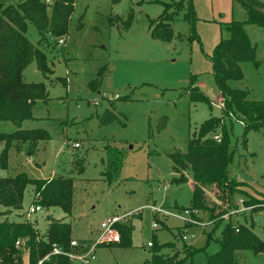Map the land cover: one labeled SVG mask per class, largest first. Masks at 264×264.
Here are the masks:
<instances>
[{"label":"rangeland","instance_id":"obj_1","mask_svg":"<svg viewBox=\"0 0 264 264\" xmlns=\"http://www.w3.org/2000/svg\"><path fill=\"white\" fill-rule=\"evenodd\" d=\"M18 1L3 0L5 6ZM41 1L49 5L50 16L56 0ZM182 1L73 0L67 34L47 36L43 43L36 25L27 21L26 36L43 51L47 72L32 61L23 72L24 81L41 85L47 97L35 103L32 119L24 121L21 129H41L49 138L39 141L31 156L23 149H11L7 169L0 168V178L24 174L33 180L73 182L70 215L50 208L31 216L29 222L41 236L51 221H57L70 224L72 239L95 242L106 219L132 214L119 224L130 229L122 244L98 247L89 264H150L156 249L158 255L177 257L181 264H207L208 257L220 251L219 240L228 222L254 223V232L264 241L263 211L224 218L241 208V202L246 206V201L264 200V129L250 130L244 138L237 119L222 117L218 107L189 94L198 88L211 103L219 104L211 58L216 46L228 38L226 26L246 22V13L234 0H192L194 26L184 20L183 9L172 23L170 42L153 38L151 26L164 12L165 3ZM256 1L264 5V0ZM175 10L170 6L169 12ZM245 30L259 66L242 64L243 79L231 81L229 86L247 91L250 100L263 101L264 28L245 24ZM94 80L99 84L91 88ZM108 110L116 118L102 125L99 118ZM212 117L230 135L234 153L227 180L241 184L238 188L243 194L234 198L236 208H229L228 203L220 206L226 211L221 223L209 222L207 211H195L191 218L197 223L186 227L190 217L183 210L191 209L193 180L186 173L185 182L173 181L177 176L170 155L186 152L189 141ZM17 129L11 122H0V133ZM218 136L224 140V134ZM76 143L80 148L74 147ZM3 148L0 143V154ZM110 154L121 164L118 175L106 180ZM35 194V188L29 186L22 211L11 221L25 222ZM208 201H215L212 193H208ZM149 206L172 215H156ZM179 213L184 218L174 216ZM3 219L1 216L0 222ZM240 261L264 264V253L243 252ZM72 264L83 263L74 260Z\"/></svg>","mask_w":264,"mask_h":264},{"label":"trees","instance_id":"obj_2","mask_svg":"<svg viewBox=\"0 0 264 264\" xmlns=\"http://www.w3.org/2000/svg\"><path fill=\"white\" fill-rule=\"evenodd\" d=\"M234 1L241 4L247 21L231 22L226 26L228 38L216 46L211 61L213 78L224 102L222 117L227 119L232 117L242 123L245 138L250 130L264 129V100H250L247 91L233 89L229 82L243 79L242 64L251 63L256 68L259 66L255 61V47L246 33L245 24L264 28V5L256 0ZM170 6H174L176 10L169 12ZM47 7L49 5L41 0H21L7 6L0 0V122H11L18 128L12 133H0V143L4 144L0 154V168L3 170L7 169L11 149L20 151L21 147H25L26 154L31 156L37 143L49 138L48 133L41 129H21L24 121L32 119L35 103L45 101L47 97L41 85L27 84L24 81L23 72L32 61L36 60L39 68L47 72L43 51L31 45L26 36L27 21H32L38 28L41 43L47 36L61 38L68 32L73 0H56L50 6L52 7L50 16L47 14ZM183 9L186 10L184 20L194 26L192 0L165 3L164 12L151 26L152 37L170 42L174 35L172 23ZM98 84L99 80H94L91 82V88H96ZM189 94L192 99L205 101L212 107L209 98L200 94L198 88H192ZM115 118V114L108 110L99 120L102 125H109ZM220 124L218 118L212 117L199 129L197 136L189 141L186 152L179 151L170 155L173 172L177 176L173 181L185 182L186 173L191 174L193 180L191 209L183 211H207L209 222L212 221L215 225L223 221L222 216L226 212L220 206L228 203L229 208L232 206L236 208L234 198L243 194L238 188L241 184L230 183L227 180V167L234 152L229 145L230 135ZM221 133L224 134V140L222 138L218 143L213 137ZM244 141L246 143L245 139ZM120 164L115 155L110 154L108 162L110 172L105 173L106 180L113 179V174L118 175ZM29 186L35 188L36 194H40V199L36 201L38 206L43 209L60 208L68 215L72 213L74 188L73 182L68 179L33 180L24 174L0 178V210H4L0 211V217H4L0 222V264H25L26 253L28 264H38L52 252L54 244L65 252L73 251L70 224L51 221L46 233L41 236L32 223L10 221L7 218L13 212L22 211L25 192ZM208 193L213 194L215 199L213 203L208 201ZM246 206L252 207V211L256 213L264 212V200L246 201ZM185 226L189 227L191 224L186 222ZM253 227L254 223L247 226L246 223L228 222L219 240L220 251L209 256L207 264H243L240 261L243 252L264 253V241L256 235ZM115 229L120 233L121 241L118 244L121 245L130 234V229L126 224H118ZM19 240H26L22 248L16 247ZM113 245L117 244L102 246ZM158 250L156 249L150 264L182 263L177 257L158 255ZM43 264L72 263L67 257L51 256Z\"/></svg>","mask_w":264,"mask_h":264},{"label":"built area","instance_id":"obj_3","mask_svg":"<svg viewBox=\"0 0 264 264\" xmlns=\"http://www.w3.org/2000/svg\"><path fill=\"white\" fill-rule=\"evenodd\" d=\"M63 43V40L60 41V44ZM103 97H105V95H103ZM219 104H215V103H212L213 106H216L218 107L220 110H223L224 108V103H223V99L221 98V100L218 101ZM95 106H98L99 105V102L96 101L94 103ZM242 124V123H241ZM243 126V124H242ZM214 140L218 143L221 142V138L220 136H214L213 137ZM75 148H80V145L78 143H76L74 145ZM168 186H165V188L167 189ZM40 197V194H35L34 195V198H33V202H32V205L29 207L27 213L25 214V222H29L30 221V218L33 214H36L37 212L39 211H42V207L41 206H38L36 204V201L39 199ZM240 202L239 201V205H240ZM149 208L156 214V215H160L162 217H169L171 216L172 214H170L169 212H167L166 210H164L163 208H157L155 206H149ZM245 211H252V207H247V206H244L241 202V208H238L237 210H234V211H230V213L226 214L224 216V218L226 219H229V216L230 215H233V214H237V213H240V212H245ZM195 213V211L193 212H189V211H184V214L185 215H188L190 217V220H187L185 221L186 222H189L190 224H194V223H197L195 220H193L191 218V216H193V214ZM132 214H128V215H124V216H112L108 219L105 220V222L103 223V230L100 232L98 238L95 240V242H89V244L85 243V244H81V242L79 240H75L73 239L71 241V247L73 249V251L71 252H65L64 250H62L61 248H59L57 245H53L52 247V252L47 255L45 258H43L42 260H40L38 262V264H43V262L49 260V258L51 256H64V257H67L70 262L72 263L74 260H78L80 261L81 263L83 264H89L90 263V259L94 256V253H95V250L99 247V246H102V245H109V244H118L120 243L121 241V237L118 233V231L115 229V226L122 223V222H125L124 220L128 217V216H131ZM176 216L177 218L179 219H182V215L181 213L177 214V215H174ZM184 218V217H183ZM184 220V219H183ZM158 225L156 223L153 224V228H157ZM264 229V228H263ZM183 241H186L187 240V237L186 236H183L182 237ZM26 243V240H19L17 241L16 243V247L17 248H22ZM149 247L152 246V244H149L148 245ZM25 264H28V255L26 253V256H25Z\"/></svg>","mask_w":264,"mask_h":264},{"label":"crops","instance_id":"obj_4","mask_svg":"<svg viewBox=\"0 0 264 264\" xmlns=\"http://www.w3.org/2000/svg\"><path fill=\"white\" fill-rule=\"evenodd\" d=\"M25 150V147H21V150ZM24 202H25V197H24ZM1 212H4V210L3 209H1L0 210ZM18 213L19 212H13L12 214H10L9 216H7V218L11 221V218H14V219H16L17 217H18ZM76 240V239H75ZM79 241H86V242H90V241H88V240H79Z\"/></svg>","mask_w":264,"mask_h":264}]
</instances>
